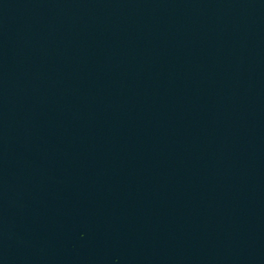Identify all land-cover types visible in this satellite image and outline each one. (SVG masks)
Wrapping results in <instances>:
<instances>
[{
    "label": "water",
    "instance_id": "95a60500",
    "mask_svg": "<svg viewBox=\"0 0 264 264\" xmlns=\"http://www.w3.org/2000/svg\"><path fill=\"white\" fill-rule=\"evenodd\" d=\"M264 231V0H0V264H205Z\"/></svg>",
    "mask_w": 264,
    "mask_h": 264
}]
</instances>
